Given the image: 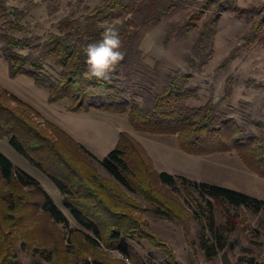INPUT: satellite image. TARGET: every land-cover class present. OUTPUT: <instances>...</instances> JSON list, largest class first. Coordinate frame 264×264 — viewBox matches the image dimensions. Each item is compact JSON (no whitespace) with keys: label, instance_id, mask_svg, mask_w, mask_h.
Segmentation results:
<instances>
[{"label":"trees","instance_id":"1","mask_svg":"<svg viewBox=\"0 0 264 264\" xmlns=\"http://www.w3.org/2000/svg\"><path fill=\"white\" fill-rule=\"evenodd\" d=\"M184 1L101 0L84 12L72 9L59 19L57 29L42 40L41 35L24 33L27 28L22 22L26 15L24 9L9 6L8 0H0V17H6L9 22L8 30L0 32L1 53L8 62L11 77L25 75L38 86L46 87L51 102L66 99L70 102L69 109L74 112L99 110L128 114L137 131L177 135L180 147L194 155L236 152L252 170L264 176V122L258 121L260 131H255L222 110L213 99L200 105L192 103L201 98L200 85L194 81V70L201 69L214 51L221 13L234 8L235 17L242 18L259 8L237 4L231 7L226 0H193L196 6L189 17L184 24L168 29L166 42L173 34L187 36L198 31L194 51L204 57L198 60L191 55L188 68L178 67L159 76L158 67L152 69L141 61L140 43L147 31L160 24L164 16ZM213 1L216 4L209 11ZM109 24L119 30L124 59L108 80L89 79L85 49L89 43L101 38L104 26ZM256 40L264 42V15L255 19L247 35L248 44ZM240 47L233 50L225 64ZM232 80L231 77L227 83L229 93L233 89ZM0 137L7 138L15 149L51 177L64 196L65 206L80 225L79 228L72 227L66 212L41 182L0 150V264H23L20 252L29 250L34 252L30 264L54 262L63 247L65 228L74 233L82 230L80 233L87 242L101 246L104 229L97 218L98 212L92 211L104 208L109 212L111 205L103 194L99 196V188L88 179L89 174L91 181L96 182L99 178L91 163L97 156L66 129L44 120L37 108L1 81ZM145 150L133 134L122 131L116 147L99 161L120 185L136 190L142 176L137 167L146 162L149 178L154 173ZM133 156L139 160L134 161ZM155 180L164 188L155 197L157 204L153 211L157 215L175 214L174 201L167 196L165 188L175 194L184 190L194 198L202 220L198 223L202 247L210 257L228 247L229 234L237 230L242 221L240 211H264V198L238 189L168 171L156 173ZM86 197L95 198L94 207L85 205ZM225 205L240 211L238 214L227 212L223 219L220 211ZM130 224H115L110 229L107 243L136 262V235L148 240L156 236L137 221ZM59 225H62L61 234ZM45 226L51 227L47 238L43 233ZM162 244L155 239L154 246ZM70 249L68 247L66 251L71 253ZM166 252L169 257L166 264H177L172 251L167 248ZM65 259L63 264H114L96 257ZM253 260L250 259V264H264V261ZM139 264L149 262L144 259Z\"/></svg>","mask_w":264,"mask_h":264},{"label":"rangeland","instance_id":"2","mask_svg":"<svg viewBox=\"0 0 264 264\" xmlns=\"http://www.w3.org/2000/svg\"><path fill=\"white\" fill-rule=\"evenodd\" d=\"M100 1L8 0V3L9 6L24 9L26 15L22 22L27 27L24 33L41 35L44 40L57 29L59 19L72 9H77L79 13L84 12ZM226 2L231 7L237 4L245 7L255 6L260 10L242 18L235 17L234 8H227L221 13L214 51L209 54L201 69L194 70V81L200 85L201 98L193 100L192 103L200 105L213 99L219 103L222 110L236 117L245 127L260 131L257 122H264V42L256 40L248 44L247 35L251 32L255 19L264 15V0H226ZM215 4L213 1L209 11ZM195 6L196 2L193 0L184 1L182 5L164 16L160 24L145 33L140 43L143 55L140 59L152 69L158 67L159 76L178 67L188 68L191 55H195L198 60L204 57L194 51L198 31H193L187 36L173 34L168 43L166 42L168 29L184 24ZM6 20V17H0V32L8 30L9 22ZM1 44L0 39V81L10 91L37 108L43 114L44 120L66 129L97 156L98 159H92L91 163L101 180L98 178L96 182L91 181V174L88 179L90 184L99 188L101 192L99 196L103 194L111 205L109 212L104 208L92 211L94 214L98 212L97 218L102 222L104 229L101 246H92L87 242L80 233L82 230L74 233L70 232L69 228H65L66 237L59 256L54 262L47 261L45 264H56V261L58 264H63L65 258L72 261L80 256L104 258L114 264H139L144 259L149 264H166L169 258L167 248L172 251L177 264H250L251 258H254V262L264 261V211L256 213L248 209L245 213L230 205L221 207L220 214L223 219L227 212L238 214L240 211L242 221L239 222L237 230L229 234L228 247L214 257H210L202 247V233L198 225L202 220L196 209V201L186 191H176L175 194L165 188L167 196L174 201L175 214L161 216L153 211L157 204L154 203L155 197L157 198L164 189L155 180L156 173L160 171L183 174L194 180L220 184L264 198V176L252 170L238 153L190 154L180 147L177 135H153L135 130L128 114L99 110L74 112L69 109L70 102L66 99L51 102L46 87L38 86L33 79L25 75L10 76L8 62L1 53ZM238 46L241 47L236 55L225 64L229 55ZM207 52L208 49L205 53ZM231 77L233 89L232 93H229L227 83ZM122 131H129L145 146L147 161H150L154 170L153 176L149 178L145 171L146 162L145 165L141 164L137 167L142 176L141 185L136 190L120 185L99 161L116 147ZM0 150L18 167L34 175L66 212L71 226L80 227L65 206L61 190L46 172L32 164L11 145L7 138L0 137ZM133 157L135 161L136 157ZM94 202V197L84 199L87 207H94ZM136 221L138 225L154 233L157 240L163 244L156 247L154 246L156 238L139 239L136 235L135 262L116 248L109 246L107 238L115 224L128 225ZM61 227L62 225H59V229ZM50 229L51 227L48 229L46 226L43 228L44 238H47ZM68 247L71 248V253L66 251ZM33 253V250L20 252L23 264L31 263Z\"/></svg>","mask_w":264,"mask_h":264},{"label":"clouds","instance_id":"3","mask_svg":"<svg viewBox=\"0 0 264 264\" xmlns=\"http://www.w3.org/2000/svg\"><path fill=\"white\" fill-rule=\"evenodd\" d=\"M122 40L119 30L114 24L104 26L98 41L89 43L85 49L88 78L108 80L110 74L124 59Z\"/></svg>","mask_w":264,"mask_h":264}]
</instances>
